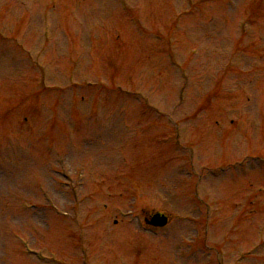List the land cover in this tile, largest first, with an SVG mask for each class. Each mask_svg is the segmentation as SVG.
Instances as JSON below:
<instances>
[{
	"label": "rangeland",
	"instance_id": "obj_1",
	"mask_svg": "<svg viewBox=\"0 0 264 264\" xmlns=\"http://www.w3.org/2000/svg\"><path fill=\"white\" fill-rule=\"evenodd\" d=\"M188 2L0 0V264H264V0Z\"/></svg>",
	"mask_w": 264,
	"mask_h": 264
},
{
	"label": "water",
	"instance_id": "obj_2",
	"mask_svg": "<svg viewBox=\"0 0 264 264\" xmlns=\"http://www.w3.org/2000/svg\"><path fill=\"white\" fill-rule=\"evenodd\" d=\"M167 222H168L167 217L158 213L153 217L150 223L155 226H165Z\"/></svg>",
	"mask_w": 264,
	"mask_h": 264
}]
</instances>
